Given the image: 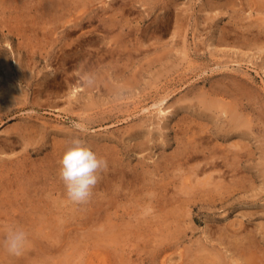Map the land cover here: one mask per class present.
Wrapping results in <instances>:
<instances>
[{"label":"rangeland","instance_id":"obj_1","mask_svg":"<svg viewBox=\"0 0 264 264\" xmlns=\"http://www.w3.org/2000/svg\"><path fill=\"white\" fill-rule=\"evenodd\" d=\"M261 2L0 0V264H264ZM73 137L108 162L85 204Z\"/></svg>","mask_w":264,"mask_h":264},{"label":"clouds","instance_id":"obj_2","mask_svg":"<svg viewBox=\"0 0 264 264\" xmlns=\"http://www.w3.org/2000/svg\"><path fill=\"white\" fill-rule=\"evenodd\" d=\"M81 80L85 85L94 83L93 75L82 72ZM78 127V126H77ZM59 176L63 181L67 198L75 204L87 203L93 195V189L99 183L100 174L108 167V162L95 153L86 142L73 137L60 159ZM28 241L26 231L10 228L5 241L7 252L20 256Z\"/></svg>","mask_w":264,"mask_h":264},{"label":"bare ground","instance_id":"obj_3","mask_svg":"<svg viewBox=\"0 0 264 264\" xmlns=\"http://www.w3.org/2000/svg\"><path fill=\"white\" fill-rule=\"evenodd\" d=\"M256 1H257V0H256ZM59 2L62 3L63 1H59ZM255 3H257V2H255ZM259 3H260V2H259ZM261 3L264 4V2H261ZM62 4H63V3H62ZM65 4H66V3H65ZM57 5H59V4H58V1H57ZM253 5H255V4H253ZM260 5H261V4H260ZM55 7H56V6H55ZM59 7H60V6H59ZM63 7H64V6H63ZM67 7H68V6H67ZM57 8H58V7H57ZM60 8H62V7H60ZM70 8H71V6H70ZM70 8H69V9H70ZM255 8L258 9L257 5H256ZM260 8H264V6H263V7L261 6ZM57 10H58V9H57ZM62 10H64V9L62 8ZM258 10H259V9H258ZM260 10H262V9H260ZM263 10H264V9H263ZM64 12H65V10H64ZM66 12H67V11H66ZM66 12H65V13H66ZM69 12H70V11H69ZM73 13H74V12H73ZM66 14H67V13H66ZM70 15H71V14H70ZM75 15H76V14H75ZM64 16H66V15H64ZM76 17H77V16H76ZM78 17H80V16H78ZM80 18H81V17H80ZM76 19H77V18H76ZM259 19H260V18H259ZM263 19H264V18H263ZM263 19L261 18L260 20H263ZM65 20H66V19H65ZM77 20H78V19H77ZM67 21H68V18H67ZM70 21H73L72 18H71V20L69 19V21H68L69 25H70ZM78 22H79V21H78ZM63 23H64V22H63ZM71 23H72V22H71ZM73 23H74V21H73ZM64 24H66V23H64ZM64 24H63V25H64ZM79 24H80V23H79ZM69 25H68V26H69ZM74 25H75V24H74ZM75 26H76V25H75ZM69 27L71 28V25H70ZM69 27H68V28H69ZM17 28H18V27H17ZM73 28H74V27H72V29H73ZM261 28H262V27H261ZM248 29H250V28H248ZM258 29H259V28H258ZM263 29H264V27H263ZM65 30H66V29H65ZM65 30H64V31H65ZM67 31H69V30H67ZM255 31H256V30H255ZM257 32H259V31H257ZM247 33H248V32H247ZM250 33H251V32H250ZM250 33H249V35H250ZM255 33H256V32H255ZM255 33H254V36H255ZM259 33H260V32H259ZM254 36H252V37L254 38ZM262 36H263V33H262ZM256 37H257V35H256ZM263 37H264V36H263ZM260 38H262V37H260ZM262 39H263V38H262ZM252 40H253V39H252ZM260 40H261V39H260ZM260 40H257V41H259V42H257V43L260 44ZM253 41H254V40H253ZM254 42H255V41H254ZM261 42H262V40H261ZM262 45H263V44H262ZM263 46H264V45H263ZM257 47H258V46H257ZM258 48H259V47H258ZM262 48H263V50H264V47H262ZM260 50H261V49H260ZM238 80H239V79H238ZM238 82H239V81H238ZM221 83H222V82H221ZM213 85H215V83H214ZM217 85H218V84H217ZM219 86H220V85H219ZM219 86H218V88H219ZM248 86H250V85H248ZM211 87H212V86H211ZM213 87H215V86H213ZM243 87H244V86H243ZM226 89H227V88H226ZM226 89H225V90L223 89V90L226 91ZM219 90H220V88H219ZM244 90H245V89H244ZM215 92H216V91H215ZM217 92H218V91H217ZM217 92H216V93H217ZM222 92H223V91H222ZM231 92H233V90H232ZM231 92H230V94H232ZM250 92H251V90H250ZM224 93H226V92H224ZM245 93H246V92H245ZM251 93H252V92H251ZM220 94H222V93H220ZM246 94H247V93H246ZM162 99H163V98H162ZM162 99H161V100H162ZM162 101H163V100H162ZM156 102H157V101H156ZM163 103H164V102H163ZM163 103H161V104H163ZM161 104H160V105H161ZM214 104H215V102H214ZM218 104H219V103H218ZM231 105H232V104H231ZM161 107H162V106H161ZM164 109H165V108H164ZM233 109H234V108H233ZM150 111H151V109H150ZM157 111H158V110H157ZM163 111H164V110H163L162 108H159V112H163ZM229 111H230V110H229ZM230 112H231V111H230ZM232 113H233V112H232ZM237 113H238V112H237ZM230 114H231V113H230ZM239 114H240V113H239ZM236 115H237V116L233 117L234 119H232V120L234 121L235 126H238V124H240V122H241L240 119H242L241 116L244 115V114H242V115H238V114H236ZM228 116H229V115H228ZM184 117H186V115H185ZM184 120H187V119L184 118ZM251 120H252V119H251ZM251 120H250V121H251ZM248 122H249V120H248ZM182 123H183V122H182ZM188 123H189V122H188ZM188 123H187V124H188ZM184 124L186 125V122H185ZM180 125H181V124H180ZM180 125H179V126H180ZM248 125H250V124H248ZM189 126H190V125H189ZM189 126H185V127H188V129H189ZM235 126H234V127H235ZM240 126H241V125H240ZM245 126H246V125H245ZM185 127H184V128H185ZM227 127H228V126H227ZM246 127H247V126H246ZM184 128H183V129H184ZM238 128H241V127H238ZM244 128H245V127H244ZM219 129H220V128H219ZM228 129H229V128H228ZM248 129H249V127H248ZM189 130H190V129H189ZM189 130H188V131H189ZM230 130H231V129H230ZM238 130H239V129H238ZM190 131H191V130H190ZM248 131H249V130H248ZM242 132H243V131H242ZM251 132H252V129H251ZM178 133H179V132H178ZM186 133H187V132H186ZM190 133H191V132H190ZM193 133H194V132H193ZM187 134H188V133H187ZM187 134H186V135H187ZM191 134H192V133H191ZM190 136H191V135H190ZM193 136H194V135H193ZM239 136H240V134H239ZM245 136H246V135H245ZM190 138H191V137H190ZM190 138H189V139H190ZM237 138H238V137H237ZM241 138H242V137H240V140H241ZM194 139H195V138H194ZM185 140H186V139H185ZM178 141H179V140H178ZM193 142H194V144H196L195 141H193ZM238 142H239V141L237 140L236 144H232V145H236V146L239 148L240 146L237 145ZM178 143H179V142H178ZM191 143H192V142H191ZM184 144H185V143H184ZM238 144H239V143H238ZM197 145H198V144H197ZM197 145H195V147H196ZM179 146H180V145H179ZM185 146H186V144H185ZM190 146H191V145H190ZM193 146H194V145H193ZM236 146H235V148L238 149ZM200 147H201V146H200ZM210 147H211V146H210ZM241 147H242V145H241ZM241 147H240V149H241ZM181 148H183V147H181ZM211 148H213V147H211ZM211 148H209V149H211ZM215 148H216V147H215ZM183 149H184V148H183ZM190 149H191V148H190ZM190 149H189V150H190ZM205 149H206V148H205ZM242 149H243V147H242ZM221 150H222V148H221ZM221 150H220V151H221ZM180 151H181V150H180ZM207 151H208V150H207ZM215 151H216V150H215ZM218 151H219V150H218ZM235 151H236V150H235ZM242 152H243V151H242ZM183 153H184V152H183ZM190 153H191V152H190ZM190 153H188L189 157H190ZM210 153H211V152H210ZM223 153H224V151H223ZM226 153H228V152H226ZM234 153H235V152H234ZM237 153H238V152H237ZM204 154H205V153H204ZM207 154H208V153H207ZM212 155H214V154H212ZM223 155H224V154H223ZM229 155H230V157L228 158V160L230 161V158L232 157V152H230ZM197 156H198V155H197ZM200 156H201V155H200ZM214 156H215V155H214ZM214 156H213V157H214ZM220 156H221V155H220ZM226 156H227V154L225 155V158H226ZM239 156H240V155H239ZM241 156H242V155H241ZM208 157H210V156H208ZM213 157L211 156L212 159H213ZM216 157H218V156H216ZM233 157H234V156H233ZM233 157H232V159H233ZM201 158H202V157H201ZM201 158H200V159H201ZM204 158H205V157H204ZM235 158H236V157H235ZM182 159H183V158H182ZM196 159H197V157H196ZM198 159H199V158H198ZM202 159H203V158H202ZM207 159H208V158H207ZM207 159H206V160H207ZM212 159H211V160H212ZM215 159H216V158H215ZM215 159H214V160H215ZM217 159H218V158H217ZM237 159H238V158H236V161H237ZM204 160H205V159H204ZM206 160H205V161H206ZM219 160L221 161L222 158L220 159V157H219ZM244 160H245V159H244ZM200 161H202V160H200ZM200 161H199V162H200ZM207 161H208V160H207ZM223 161H224V159H223ZM236 161H235V162H236ZM242 161H243V160H242ZM199 162L197 161V163H198L197 165H198V166H199V164H200ZM216 162H217V161H215V163H216ZM232 162H233V161H232ZM183 163H184V162H183ZM189 163H190V162H189ZM219 163H220V162H219ZM219 163H217V164H219ZM225 163H226V161H225ZM229 163H230V162L227 161V164H229ZM175 164H176V163H175ZM195 164H196V163H195ZM205 164H206V165H205L204 167H207V165H208L207 162H206ZM212 164H213V163H212ZM227 164H225V165H227ZM234 164H237V163H234ZM239 164H240V163H239ZM193 165H194V164H193ZM197 165L194 166V167H197ZM202 165H204V164H202ZM214 165H215V164H214ZM221 165H222V164H221ZM221 165H220V166H221ZM232 165H233V164H232ZM232 165H231V166H232ZM184 167H185V166H184ZM184 167H182V168H184ZM188 167L191 169V165H190V166L188 165ZM192 167H193V166H192ZM213 167H214V166H213ZM216 167H219V166L217 165ZM229 167H230V164H229ZM232 167H234V166H232ZM185 168H187V167H185ZM185 168H184V169H185ZM189 168H188L187 171L190 170ZM198 168H199V167H198ZM198 168H197V171H196V172H198V170L200 169V168H199V169H198ZM207 168H209V167H207ZM210 168H211V167H210ZM210 168H209V169H210ZM235 168H236V167H234V169H235ZM173 169H174V168H173ZM195 169H196V168H195ZM201 169H202V166H201ZM212 169H213V168H212ZM212 169H211L210 173L213 171ZM214 169H215V168H214ZM217 169H218V170H217ZM236 169H237V168H236ZM258 169H259V168H258ZM175 170H176V169H175ZM215 170H216V171H219V168H216ZM122 171H123V169H122ZM183 171H184V170H183ZM200 171H201V170H199V173H200ZM180 172H181V169H180ZM190 172H191V171L187 172L186 174H188V173H190ZM192 172H193V170H192ZM194 172H195V171H194ZM220 172H221V170L219 171V174H220ZM199 173H198V174H199ZM201 173H203V172H201ZM213 173H214V172H213ZM192 174H193V173H192ZM198 174H197V175H198ZM203 174H204V173H203ZM115 175H116V173H115ZM195 175H196V174H195ZM210 175H211V174H210ZM123 176H124V174H123ZM136 176H137V173H136ZM188 176H189V175H188ZM212 176H213V174H212ZM203 177H204V176H203ZM214 177H215V176H214ZM184 179H185V178H184ZM194 179H195V178H194ZM206 179H207V178H206ZM206 179H205V181H204V184H209V183H211V182L208 183V182H207L208 179H207V181H206ZM192 180H193V177H192ZM197 180H198L197 184L201 182V180H200L199 178H198ZM142 181H143V180H142ZM190 181H191V180H190ZM195 182H196V179H195ZM213 182H214V181H213ZM237 183H238V185H239V184H240V185L242 184V183H240V181L237 182ZM202 184H203V183H202ZM198 185H201V183L198 184ZM220 185H222V184H220ZM234 185H235V184H234ZM184 186H185V185H184ZM186 186H187V185H186ZM203 186H204V185H203ZM181 187H182V186H181ZM187 187H188V188H191L190 186H187ZM216 187H217V186H216ZM222 187H223V186H220V188H222ZM230 187H231V186H230ZM238 187H239V186H238ZM207 188H208V187H207ZM210 188H212V187H210ZM220 188L218 187V189H220ZM231 188H232V187H231ZM180 189H181V188H180ZM191 189H192V188H191ZM206 190H207V189H206ZM216 190H217V189H216ZM216 190H215V188H213V191H216ZM233 190H234V189H233ZM227 191H228V190H227ZM255 201H256V200H255ZM257 202H258V201H257ZM251 209H252V208H251ZM257 209H258V208H257ZM249 210H250V208H249ZM250 212H251V211H250ZM252 212H253V211H252ZM256 212H257V211H256ZM246 214H248V212H246ZM249 214H250V213H249ZM228 225H229V224H228ZM263 225H264V224H263ZM238 227H239V226H238ZM260 227H261V226H260ZM239 228H240V227H239ZM239 228H238V229H239ZM260 230H261V232H262V229H260ZM250 231H251V230H250ZM239 233H240V232H239ZM246 233H247V232H246ZM233 234H234V233H233ZM235 234H237V233H235ZM241 234H242V233H241ZM241 234H240V235H241ZM238 235H239V234H238ZM235 236H236V235H235ZM242 237H244V236H242ZM246 238H247V240L249 241V242L247 241L248 243H251V244H254V245L257 244L256 241H255V238L253 237L252 234H248V236H247ZM243 239L245 240V238H243ZM241 242H242V241H241ZM247 242H246V243H247ZM235 243H236V242H235ZM237 243H239V242H237ZM236 245H238V244H236ZM257 246H258L260 249H264V248H263V247H264L263 244L258 243ZM239 247H240V245H239ZM241 247H242V245H241ZM241 247H240V249H241ZM236 248H237V247H236ZM249 249H252V248H249ZM236 250H237V249H236ZM237 251H238V250H237ZM247 251H248V250H247ZM242 252H243V251H242ZM248 252H249V251H248ZM248 252H247V253H248ZM258 252H259V251H258ZM238 253H239V252H238ZM238 253H237V254H238ZM263 253H264V252H263ZM245 254H246V253H245ZM249 254H250V252H249ZM249 254H247V255H249ZM247 255H246V256H247ZM251 255H253V253H252ZM260 255H261V254H260ZM260 255H259V256H260ZM242 256H243V255L241 254V257H242ZM259 256H258L257 258H259ZM254 257H255V256H254ZM260 257H261V256H260ZM263 257H264V255L261 257V260H262ZM248 258H249V259H247V260L253 262V259H250V256H249ZM216 259H217V258H216ZM244 262H246L245 259H244ZM254 262H255V261H254ZM163 263H164V262H163ZM248 263H249V262H248ZM261 263H262V262H260L259 264H261ZM263 263H264V262H263ZM246 264H247V262H246Z\"/></svg>","mask_w":264,"mask_h":264}]
</instances>
